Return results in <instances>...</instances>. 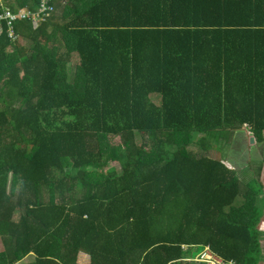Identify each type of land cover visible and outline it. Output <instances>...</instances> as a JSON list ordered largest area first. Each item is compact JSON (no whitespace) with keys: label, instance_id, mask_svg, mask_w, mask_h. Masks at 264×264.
Masks as SVG:
<instances>
[{"label":"trees","instance_id":"obj_1","mask_svg":"<svg viewBox=\"0 0 264 264\" xmlns=\"http://www.w3.org/2000/svg\"><path fill=\"white\" fill-rule=\"evenodd\" d=\"M52 6L0 20V264H264V155L243 181L207 153L243 126L264 147V0Z\"/></svg>","mask_w":264,"mask_h":264},{"label":"rangeland","instance_id":"obj_2","mask_svg":"<svg viewBox=\"0 0 264 264\" xmlns=\"http://www.w3.org/2000/svg\"><path fill=\"white\" fill-rule=\"evenodd\" d=\"M19 8V7H18ZM21 8V7H20ZM18 42H22V40L20 38L17 39ZM76 61V60H74ZM73 61V62H74ZM73 73V68L71 69V72L69 74V76H71ZM154 101H157V99H154ZM244 127V129H243ZM242 128H240L241 133L236 134L235 133V137H233L231 140H229V143L226 147L221 146V148L217 149V148H210L207 150V153H209L212 157H216V158H221L223 159V161L230 167H235L238 168L239 172H241V174H239L241 176V179L243 181L247 180V178L250 176L251 174V170L249 171V166L245 164L246 161H249L250 159H258L260 158L262 155H264V147L263 146H258L257 149L253 148V144L254 139L251 140L250 137H252L249 134L248 131V127L247 126H243ZM107 139L109 141V143L111 144H118L119 143V138L117 135L114 134H108ZM137 142H141L142 139L140 138L139 140L136 139ZM227 143H225L226 145ZM235 162V163H234ZM108 166H112L113 168V172L111 171L112 175H115L117 173L116 168L119 170V168L117 167V163L116 161H108ZM262 171H261V181L264 184V164L262 165ZM238 203V202H237ZM17 216H18V212L15 211ZM15 212L13 214H15ZM260 225V224H259ZM262 228V227H261ZM263 231L262 232V236L261 239L263 240L264 236V229L262 228ZM264 243V241H263ZM263 248V247H262ZM201 249L198 250V252ZM197 252V253H198ZM195 253V254H197ZM194 254V255H195ZM80 258V262L82 264H88V257L84 254H80L79 256Z\"/></svg>","mask_w":264,"mask_h":264},{"label":"bare ground","instance_id":"obj_3","mask_svg":"<svg viewBox=\"0 0 264 264\" xmlns=\"http://www.w3.org/2000/svg\"><path fill=\"white\" fill-rule=\"evenodd\" d=\"M49 3L52 6V0H50ZM38 7H39V0H37V5L34 8H20L19 7V8H16L14 11H10L8 9H5L2 13H0V20L1 19H6V21L8 22L7 34L9 35V33H10L9 30H12V33L10 34L12 36L11 39H15L16 38V33L12 29V23H11L12 20H14V19H24V20H28L33 25H37V24L41 23L44 19L40 20V21H37V22L32 21V19L28 18V17H26V18L15 17L13 19H10L9 17H4L5 11H9L10 13H13V14L17 13V11L20 10V9H27V10H29L31 12H36ZM52 10H53V6H52V9H51L50 13L52 12ZM50 13H49V15H50ZM0 31H1V28H0ZM250 138L253 139V137H250ZM194 259H195V261L204 262L205 264H235V262L233 260H231V259L224 260L220 256L216 255L214 252H212L209 249V247L207 245L202 246L200 252L194 257Z\"/></svg>","mask_w":264,"mask_h":264},{"label":"crops","instance_id":"obj_4","mask_svg":"<svg viewBox=\"0 0 264 264\" xmlns=\"http://www.w3.org/2000/svg\"><path fill=\"white\" fill-rule=\"evenodd\" d=\"M17 214H16V212H15V214H13V219H17ZM261 221H264V214H263V216H262V218H261ZM264 229V225H262V224H260V226H259V229L261 230V231H263L262 230V228ZM263 236H264V233H263ZM264 238V237H263ZM13 241V239L12 238H10V236H9V234H5V233H2L1 234V236H0V252L2 251V250H4V249H7L8 248V252H9V259L15 254V252L16 251H18V247H14V248H10L9 246L11 245V242ZM263 241H264V239L262 240H260V244H261V246L263 247L262 248V256L264 257V243H263ZM31 243H38L39 244V240H37L35 237L34 238H32V239H25L24 240V245H25V248L29 245V244H31ZM23 247V246H22ZM198 252V251H197ZM196 252V253H197ZM80 254H82V253H77L76 254V262L78 263V264H82L81 262H80ZM203 264H205L204 262H202ZM13 264H17V262H15V263H13Z\"/></svg>","mask_w":264,"mask_h":264},{"label":"built area","instance_id":"obj_5","mask_svg":"<svg viewBox=\"0 0 264 264\" xmlns=\"http://www.w3.org/2000/svg\"><path fill=\"white\" fill-rule=\"evenodd\" d=\"M50 0H39V7L36 12H31L27 9H20L17 11V13L13 14L9 11H5L4 17H9L10 19H13L15 17L18 18H31L32 21L37 22L40 20H43L47 15H49L52 6L49 3ZM11 34L12 30H9Z\"/></svg>","mask_w":264,"mask_h":264},{"label":"water","instance_id":"obj_6","mask_svg":"<svg viewBox=\"0 0 264 264\" xmlns=\"http://www.w3.org/2000/svg\"><path fill=\"white\" fill-rule=\"evenodd\" d=\"M251 140H252V138H251Z\"/></svg>","mask_w":264,"mask_h":264}]
</instances>
